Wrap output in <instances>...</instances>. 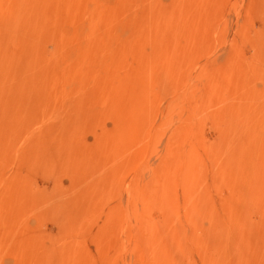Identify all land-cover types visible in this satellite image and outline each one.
Listing matches in <instances>:
<instances>
[{
  "label": "rangeland",
  "instance_id": "rangeland-1",
  "mask_svg": "<svg viewBox=\"0 0 264 264\" xmlns=\"http://www.w3.org/2000/svg\"><path fill=\"white\" fill-rule=\"evenodd\" d=\"M36 1L0 0V264H264V0L20 33Z\"/></svg>",
  "mask_w": 264,
  "mask_h": 264
},
{
  "label": "bare ground",
  "instance_id": "bare-ground-1",
  "mask_svg": "<svg viewBox=\"0 0 264 264\" xmlns=\"http://www.w3.org/2000/svg\"><path fill=\"white\" fill-rule=\"evenodd\" d=\"M54 1H59V0H37L35 2V9H32L31 12H32V16L29 18L26 17L24 19H21V20H14L12 23H16L17 27H18V31L21 33L23 30H26V29H30V28H33V29H36L35 30V33L34 34H48L49 33V28H50V21L52 22V20H50L52 17H49L50 16V9H49V12L48 10H43V7L45 5H47L48 7H50V5L52 6V4L56 3ZM37 6H39L40 10L37 8ZM52 10V8H51ZM99 12V11H98ZM29 14V13H28ZM95 14V13H94ZM94 14H92L93 18H92V21L90 23V27H95V25L99 24L98 22H100V13L99 14H95L98 16V19L95 21L94 20ZM96 17V16H95ZM21 21V22H19ZM101 23V22H100ZM96 25V27H97ZM105 25V24H104ZM100 26V25H99ZM102 26V25H101ZM100 26V27H101ZM23 33V32H22ZM1 34V33H0ZM32 34V33H31ZM22 36V35H21ZM27 36V35H26ZM37 36V35H36ZM1 37V35H0ZM24 37V36H23ZM19 38V37H18ZM31 37H29L28 40H30ZM33 39V38H32ZM1 41V40H0ZM4 42V41H2ZM8 43V42H7ZM47 43V42H46ZM17 44L19 45L20 43H18L17 41ZM23 44V43H21ZM26 44V43H25ZM3 46V45H2ZM24 47V46H23ZM37 48V46H36ZM35 48V49H36ZM7 49V48H6ZM21 49V48H20ZM28 49V47H27ZM23 50H26V49H23ZM32 50H33V47H32ZM29 51V50H28ZM27 51V53H28ZM35 52V50H33ZM86 51V50H85ZM9 52V51H8ZM39 52V51H38ZM88 52V51H87ZM91 52V51H90ZM23 53V52H22ZM26 53V54H27ZM31 53V52H29ZM86 54V53H85ZM88 55V54H87ZM10 56V55H9ZM8 56V57H9ZM25 57V56H24ZM32 57V56H31ZM18 58V57H17ZM20 59V58H19ZM33 59V57H32ZM13 60V59H12ZM34 63L36 64V62L34 61L33 62V65ZM30 64V63H29ZM37 65V64H36ZM10 66V65H9ZM40 66V65H39ZM15 67V66H14ZM34 67V66H33ZM2 68V67H1ZM10 68V67H9ZM19 70V69H18ZM36 70V69H35ZM19 72V71H18ZM49 73V72H48ZM39 80V79H38ZM43 80V79H42ZM49 80V79H48ZM14 81V80H13ZM39 83V82H38ZM20 84V83H19ZM33 88V87H32ZM31 91V90H30ZM28 92V91H27Z\"/></svg>",
  "mask_w": 264,
  "mask_h": 264
}]
</instances>
